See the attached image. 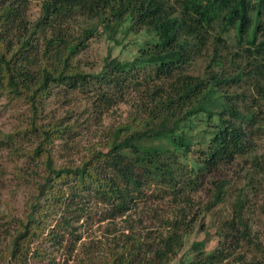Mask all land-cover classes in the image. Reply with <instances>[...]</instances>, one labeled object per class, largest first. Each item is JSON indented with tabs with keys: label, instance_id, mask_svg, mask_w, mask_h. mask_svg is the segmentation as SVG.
Here are the masks:
<instances>
[{
	"label": "trees",
	"instance_id": "trees-1",
	"mask_svg": "<svg viewBox=\"0 0 264 264\" xmlns=\"http://www.w3.org/2000/svg\"><path fill=\"white\" fill-rule=\"evenodd\" d=\"M34 1L0 0V96L28 104L23 132L39 140L25 153L37 190L23 218L7 217L16 228L2 252L5 264H53L39 244L62 245L92 201L106 207L104 220L128 221L150 190L183 208L165 220L157 243L128 235L110 252V264H176L197 223L200 233L214 230L217 247L208 251L210 240L195 241L178 264H264L248 259L264 249L247 217L258 207L248 195L259 194L255 181L264 176V155L256 152L264 137V0H41L39 17L29 22ZM100 26L116 44L120 33L148 39L133 60L109 55L100 71L88 72L78 57ZM55 90L88 94L97 116L122 102L130 107L108 142L94 145L77 166L58 167L52 153L75 127L37 122ZM131 92L137 98L126 101ZM236 162L249 164L240 192L250 193L218 222L211 215L226 201L232 179L225 172ZM201 192L207 200L193 214Z\"/></svg>",
	"mask_w": 264,
	"mask_h": 264
},
{
	"label": "rangeland",
	"instance_id": "rangeland-1",
	"mask_svg": "<svg viewBox=\"0 0 264 264\" xmlns=\"http://www.w3.org/2000/svg\"><path fill=\"white\" fill-rule=\"evenodd\" d=\"M41 4V0L30 4L29 22H34L39 17ZM98 34L101 35L94 36L89 41L88 47L78 57L83 64V69L88 72L100 71L109 55L123 60H133L138 53L139 44L148 39L144 32L138 33L136 36H125L120 33L117 37L120 44H116L103 34L102 26L98 28ZM70 93L69 96L64 93L59 95L55 90L52 96L47 99L46 108L40 112V118L37 120L38 125H52L63 121L64 125L75 127L74 135L70 138L68 135L64 139L58 138L52 147L54 161L58 167L77 166L86 160L94 145H104L108 142L109 130L124 122L130 111L129 105L122 102L117 107L97 116L93 112L92 101L88 94L81 90ZM133 98H137L136 93L131 92V96H128L126 101ZM30 115L31 112L25 101L14 100L7 95L0 96V264H5L2 252H6L10 242L9 234L16 228L15 223L7 225V217L23 218L28 210L31 195L37 190L36 184H34V179L37 178L32 176L31 161L25 154L33 150L39 142L36 134H24L23 132L27 129ZM16 132L20 134L17 135ZM15 134V141L8 145L7 136ZM155 143L157 142L155 141ZM144 144L145 142H142V145ZM257 145V154L264 155V137L258 139ZM17 148L20 151H16ZM248 169L249 164L244 165L236 162L226 170L225 175L232 179L228 187V195L226 201L215 208L211 219L220 222L223 218L231 216L235 202L236 207L246 204L250 188L248 187L244 192H240V190L247 182ZM40 170L42 171V168ZM258 181L255 182L259 194L248 195L251 200L249 203L258 205V207H252L247 217L254 239L264 249V176H260ZM152 193V190L148 191L147 197L139 201L130 213L128 221H126L127 216L104 220L106 207L92 201L79 222L74 221L69 232L63 231L66 236L62 245H53L52 241H47L40 243L39 247L48 251V259L53 264H110V252L114 248L119 249L124 242H128V235L142 236L144 242L157 243L160 234L165 232V220L171 219L179 209L183 208V205L169 198L162 199V196L152 197ZM206 197V193L201 192L192 199L194 201L193 214H200L197 211L199 203L206 201ZM208 220V218L205 219V223L211 225ZM60 221L61 215L59 214L50 224L54 227ZM73 231L76 233L75 237L70 235ZM76 237H78V241L75 240ZM204 239L210 240L207 245L208 251H213L217 247L218 242L214 230L209 235H206L205 232L200 233L197 223L193 234L186 238V245L175 260L176 264L185 257L184 255L187 254L195 241ZM248 257V259L254 260L256 257L264 258V254L254 251L248 253ZM31 261L34 264L47 263L37 259ZM228 264L241 263L232 261Z\"/></svg>",
	"mask_w": 264,
	"mask_h": 264
}]
</instances>
